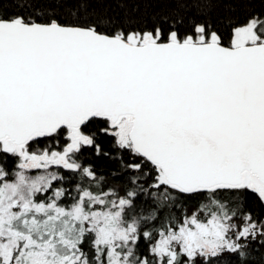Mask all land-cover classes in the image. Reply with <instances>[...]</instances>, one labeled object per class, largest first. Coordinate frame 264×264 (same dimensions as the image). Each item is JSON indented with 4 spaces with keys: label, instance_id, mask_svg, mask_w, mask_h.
<instances>
[{
    "label": "snow or ice",
    "instance_id": "snow-or-ice-1",
    "mask_svg": "<svg viewBox=\"0 0 264 264\" xmlns=\"http://www.w3.org/2000/svg\"><path fill=\"white\" fill-rule=\"evenodd\" d=\"M0 264H264V0H0Z\"/></svg>",
    "mask_w": 264,
    "mask_h": 264
}]
</instances>
